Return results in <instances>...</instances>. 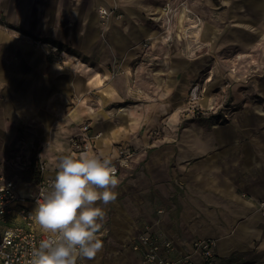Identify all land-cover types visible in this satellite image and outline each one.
Here are the masks:
<instances>
[{"label": "crops", "instance_id": "obj_1", "mask_svg": "<svg viewBox=\"0 0 264 264\" xmlns=\"http://www.w3.org/2000/svg\"><path fill=\"white\" fill-rule=\"evenodd\" d=\"M157 1L0 0V111L38 146L44 177H55L61 155L85 150L119 168L117 199L99 205L103 249L78 264H142L130 242L145 231L197 261L192 242L201 238L215 242L221 264H264V90L262 102L242 104L224 122L202 124L192 109L181 118L208 62L197 51L233 42L264 55V0L238 33L207 22L173 55L146 61V50L172 37L165 15L159 24L150 19ZM101 7L110 11L105 19ZM25 184L27 194L19 184L17 192L35 212L36 185Z\"/></svg>", "mask_w": 264, "mask_h": 264}, {"label": "rangeland", "instance_id": "obj_2", "mask_svg": "<svg viewBox=\"0 0 264 264\" xmlns=\"http://www.w3.org/2000/svg\"><path fill=\"white\" fill-rule=\"evenodd\" d=\"M165 2H170V6L166 8ZM254 2L255 0H220L219 5L215 6L211 0L157 1L156 5L161 4L158 10L153 9V12L156 11L150 19L161 16L166 8V14L168 13L169 16L166 19L167 25L171 22V42L167 47L160 44L155 49L146 50L143 60L157 61L163 54L173 55L178 48L187 46L191 29L199 28L205 31L208 28L207 22L214 23L218 29L227 30L229 33L231 31L238 33L237 31L244 27V24L255 21L254 17L249 16L253 13ZM181 10L183 27L179 28L178 15ZM119 14L114 15L118 17ZM154 23L159 24L155 21ZM48 48L50 54L62 51L56 46L48 45ZM70 53L71 59L77 58L74 52ZM52 56L63 58L60 54ZM201 56L207 58L208 62L200 68L193 85L188 90L181 109L182 119L186 116L183 115L185 111L192 109L195 121L208 125L221 123L242 104L262 102L264 55L259 51L232 42L225 48L199 50L194 58ZM80 59L85 62L88 57L84 55ZM118 66V62H115L112 72L115 73ZM210 97L212 103L208 105L207 99ZM182 122L184 123L185 120ZM38 152V146L32 144L25 128L16 126L13 116L2 114L0 111V174L14 179L17 185L21 182L36 185L44 174V166L37 159ZM31 160L36 162L35 171L29 167Z\"/></svg>", "mask_w": 264, "mask_h": 264}, {"label": "clouds", "instance_id": "obj_3", "mask_svg": "<svg viewBox=\"0 0 264 264\" xmlns=\"http://www.w3.org/2000/svg\"><path fill=\"white\" fill-rule=\"evenodd\" d=\"M55 177L35 209L44 238L29 264H78L103 249L99 232L106 211L99 206L117 199L120 180L110 157L90 150L68 153L54 161ZM99 202V203H98Z\"/></svg>", "mask_w": 264, "mask_h": 264}, {"label": "built area", "instance_id": "obj_4", "mask_svg": "<svg viewBox=\"0 0 264 264\" xmlns=\"http://www.w3.org/2000/svg\"><path fill=\"white\" fill-rule=\"evenodd\" d=\"M167 8V6H165ZM164 7V8H165ZM161 16L154 17L155 22L162 20ZM99 16L105 19L110 11L106 8H98ZM121 14L118 15L120 17ZM148 42H143L147 47ZM121 68L118 66L116 73ZM194 96V93H192ZM74 146L78 142L72 141ZM119 172V168L114 164ZM54 177H44L37 182L36 196L34 200L41 202L45 192L48 190L49 182ZM24 197L17 192V183L14 179L0 174V264H29L33 250L38 247L43 237L38 230L34 219L35 212L21 202ZM132 250L140 253L142 264H221L215 252V242L211 239L196 238L192 242L193 253L199 254V261L190 255L174 254V245L171 240L163 238L159 233L145 231L130 242Z\"/></svg>", "mask_w": 264, "mask_h": 264}, {"label": "bare ground", "instance_id": "obj_5", "mask_svg": "<svg viewBox=\"0 0 264 264\" xmlns=\"http://www.w3.org/2000/svg\"><path fill=\"white\" fill-rule=\"evenodd\" d=\"M97 82H102L100 79H98ZM208 101V105H210L212 103V98L210 97L209 99H207ZM211 107V106H209ZM18 191L22 194V195H26L27 194V189H26V184L25 182H21L19 185H18Z\"/></svg>", "mask_w": 264, "mask_h": 264}, {"label": "trees", "instance_id": "obj_6", "mask_svg": "<svg viewBox=\"0 0 264 264\" xmlns=\"http://www.w3.org/2000/svg\"><path fill=\"white\" fill-rule=\"evenodd\" d=\"M213 2L216 4V5H219V2H220V0H213ZM36 162L34 161V160H31L30 161V169H32V171H35V168H36ZM42 178V176L40 177V179ZM39 179V180H40Z\"/></svg>", "mask_w": 264, "mask_h": 264}]
</instances>
